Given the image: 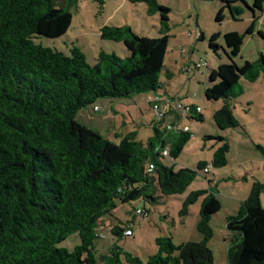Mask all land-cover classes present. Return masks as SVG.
I'll list each match as a JSON object with an SVG mask.
<instances>
[{"label":"trees","instance_id":"obj_1","mask_svg":"<svg viewBox=\"0 0 264 264\" xmlns=\"http://www.w3.org/2000/svg\"><path fill=\"white\" fill-rule=\"evenodd\" d=\"M142 1L150 13L159 12L165 25L169 8L157 0ZM76 5L77 0H0V264H213L210 222L221 202L211 181L209 190L191 192L180 209V215H186L188 204L203 195L200 241L175 245L171 237L159 236L157 252L145 262L115 244L108 254L95 255L96 229L119 202L139 198L153 203L180 194L197 171L163 161L177 158L192 137L183 129H167L164 120L151 122L145 141L134 130L115 133V142L76 119L80 109L99 99L144 92L148 100L161 94L159 74L169 37L166 25L158 37L139 35L128 25H103L100 38L122 42L128 55L121 58L101 50L94 64L86 62L77 46L65 54L34 41L36 36L65 35L72 22L70 8ZM252 29L248 27L247 34ZM239 51V44L225 51L229 62L211 70L213 84L204 89L207 100H223L212 115L221 130L238 125L232 101L241 93V79L254 82L264 73L263 53L237 65ZM188 118L203 120L194 110ZM216 139L221 145L210 164L222 166L229 146L224 137ZM208 165L199 163L202 174L208 173ZM263 190V184L254 181L236 215L226 218L232 232L228 264H264ZM124 231L112 228L116 236ZM72 233H78L79 244L71 250L59 246Z\"/></svg>","mask_w":264,"mask_h":264},{"label":"rangeland","instance_id":"obj_2","mask_svg":"<svg viewBox=\"0 0 264 264\" xmlns=\"http://www.w3.org/2000/svg\"><path fill=\"white\" fill-rule=\"evenodd\" d=\"M102 1L77 0V5L70 8L72 22L65 35L55 39L36 36L34 41L65 54H69L72 45L77 46L86 62L94 64L101 50L121 58L128 55L122 42L100 38L99 30L103 25H128L135 33L147 37L160 36V29L166 25L169 37L165 66L159 74L160 96L165 100L168 94L199 106L203 120L188 119L192 137L177 158L167 156L163 160L167 164L175 163V168L196 170L189 186L180 194L153 203L139 198L119 202L111 214L102 217L96 229L99 237L95 240V255L99 258L108 254L115 244L145 262L157 252L155 239L159 236L171 237L175 245L200 241L197 223L203 195L188 204L186 215H180V209L191 192L207 191L211 184L217 191L221 209L211 218L213 236L209 247L214 254L213 264H228L226 252L232 232L226 228V218L236 215L254 181L264 187V73L254 82L241 79V93L232 101L238 125L225 130L219 129L212 118L223 100H207L204 89L213 84L211 70L229 62L225 51H230L234 44L240 47L234 57L237 65L256 60L260 52L264 54V38L258 34L264 33V0H157L170 9L165 25L161 23L159 12L150 13L149 4L142 0ZM251 26L253 29L247 34ZM209 43L218 44L219 48L214 50ZM184 66L191 68L189 73L182 71ZM196 66L199 68L195 69ZM76 119L115 142L118 141L115 133L134 130L138 138L145 141L151 135L149 125L156 115L146 93L141 92L131 97L99 99L80 109ZM217 136L224 137L229 146L227 162L222 166L210 164L214 150L221 145ZM200 162L209 164L205 175L198 169ZM260 200L264 206V190ZM136 209L147 215L136 214ZM113 226L129 229L131 234L116 236ZM79 242L78 233H72L59 246L71 250ZM123 264L127 263L123 261Z\"/></svg>","mask_w":264,"mask_h":264},{"label":"built area","instance_id":"obj_3","mask_svg":"<svg viewBox=\"0 0 264 264\" xmlns=\"http://www.w3.org/2000/svg\"><path fill=\"white\" fill-rule=\"evenodd\" d=\"M190 70L191 68L189 66H184L182 68L183 72L189 73ZM148 100L152 105V110L156 115V120H164L167 129H183L184 131L189 132L192 136V132L189 125L187 124V121L192 110H194L196 113H201V109L199 106L194 105V107H191V103H185L178 97L167 96L164 100L161 98L160 94L150 95L148 97ZM168 117L170 118L168 119ZM163 155H168L167 149L163 151ZM152 168L153 165L149 164L147 171H151ZM204 171H208V166L204 169ZM135 213L147 215L144 211H141L140 209H136ZM124 234L129 235L131 234V231L126 229L124 231Z\"/></svg>","mask_w":264,"mask_h":264},{"label":"crops","instance_id":"obj_4","mask_svg":"<svg viewBox=\"0 0 264 264\" xmlns=\"http://www.w3.org/2000/svg\"><path fill=\"white\" fill-rule=\"evenodd\" d=\"M166 7V6H165ZM170 10V9H169ZM221 12H222V10H221ZM221 14V13H220ZM195 69H198L197 67H194ZM189 75V74H188ZM147 96V95H146ZM170 117H168V119H169ZM142 140V139H141ZM132 194V193H131ZM128 201H130V199L128 200Z\"/></svg>","mask_w":264,"mask_h":264},{"label":"clouds","instance_id":"obj_5","mask_svg":"<svg viewBox=\"0 0 264 264\" xmlns=\"http://www.w3.org/2000/svg\"><path fill=\"white\" fill-rule=\"evenodd\" d=\"M124 233V232H123Z\"/></svg>","mask_w":264,"mask_h":264}]
</instances>
